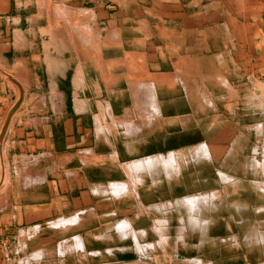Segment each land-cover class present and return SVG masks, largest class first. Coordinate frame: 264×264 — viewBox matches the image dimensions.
<instances>
[{"label":"rangeland","instance_id":"374dc122","mask_svg":"<svg viewBox=\"0 0 264 264\" xmlns=\"http://www.w3.org/2000/svg\"><path fill=\"white\" fill-rule=\"evenodd\" d=\"M0 264H264V0H0Z\"/></svg>","mask_w":264,"mask_h":264},{"label":"crops","instance_id":"0c3cea01","mask_svg":"<svg viewBox=\"0 0 264 264\" xmlns=\"http://www.w3.org/2000/svg\"><path fill=\"white\" fill-rule=\"evenodd\" d=\"M24 45V44H23ZM27 45H28V43H27ZM24 47V46H23ZM32 57H34V56H32ZM60 60V59H59ZM52 61H56L57 62V67L58 68H56L55 69V72L54 71H52L51 70V75L52 76H58L59 78H60V80L62 79H64L65 80V78H67L68 77V75H69V72H67V68L65 67V64H64V62H60V61H57L56 59H54V60H52ZM64 61V60H63ZM47 67V66H46ZM43 71H44V73H45V75H48L47 74V70H46V68L45 69H43ZM49 71L50 70H48V73H49ZM59 71V72H58ZM42 74L41 75H43V72L42 71H40ZM73 75L74 74H70L69 75V77H70V80L72 81V77H73ZM77 75V74H76ZM59 80V81H60ZM75 80V79H74ZM81 80V79H80ZM80 80H78V81H80ZM58 81V82H59ZM70 81V82H71ZM60 84H62L61 83V81H60ZM71 84V83H70ZM72 86V85H71ZM54 91H55V94H57L60 98H61V100H60V102L58 103V105H57V107L58 108H60V109H63L64 107L66 108V106H65V103L66 104H68V101H64V98H63V96H62V94L61 93H59V90H58V86H57V83H55V89H54ZM72 99H71V107H72ZM75 105H76V102H75ZM77 106V105H76ZM43 177V176H42ZM45 177V176H44ZM44 182H49V181H46L44 178H40V179H33V178H31V180H29L28 181V184H27V187L28 188H32V189H35V190H39V189H41V188H46L47 190H49V185H47L46 184V186H44ZM29 204V206H41V205H45L44 204V202H36V201H34L33 203H28ZM49 205V204H48ZM130 252L129 251H124L123 252V256H125L126 258L125 259H127L128 257H130V254H129ZM120 260H119V257L118 256H115L114 258H113V262H119Z\"/></svg>","mask_w":264,"mask_h":264},{"label":"bare ground","instance_id":"6f19581e","mask_svg":"<svg viewBox=\"0 0 264 264\" xmlns=\"http://www.w3.org/2000/svg\"><path fill=\"white\" fill-rule=\"evenodd\" d=\"M151 158H152V157H151ZM152 159H153V158H152ZM153 160H154V159H153ZM150 161H151V159H150ZM150 161H148V162H150ZM153 162H154V161L150 162V164H152ZM148 165H149V163H148ZM148 165H147V166H148Z\"/></svg>","mask_w":264,"mask_h":264}]
</instances>
